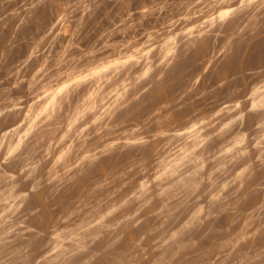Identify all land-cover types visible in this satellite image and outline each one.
<instances>
[{
    "label": "clouds",
    "instance_id": "1",
    "mask_svg": "<svg viewBox=\"0 0 264 264\" xmlns=\"http://www.w3.org/2000/svg\"><path fill=\"white\" fill-rule=\"evenodd\" d=\"M0 264H264V0H0Z\"/></svg>",
    "mask_w": 264,
    "mask_h": 264
}]
</instances>
